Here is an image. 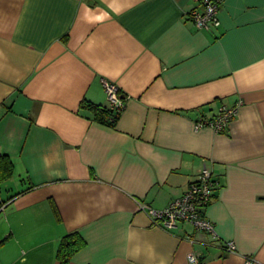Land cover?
I'll list each match as a JSON object with an SVG mask.
<instances>
[{
    "label": "crops",
    "instance_id": "0c3cea01",
    "mask_svg": "<svg viewBox=\"0 0 264 264\" xmlns=\"http://www.w3.org/2000/svg\"><path fill=\"white\" fill-rule=\"evenodd\" d=\"M201 1L0 0V264H59L74 233L68 264H264V0H224L210 31L189 17ZM103 80L124 101L114 127L87 106L110 107ZM240 100L224 132L195 130ZM204 162L217 241L139 211Z\"/></svg>",
    "mask_w": 264,
    "mask_h": 264
},
{
    "label": "built area",
    "instance_id": "2783aa9c",
    "mask_svg": "<svg viewBox=\"0 0 264 264\" xmlns=\"http://www.w3.org/2000/svg\"><path fill=\"white\" fill-rule=\"evenodd\" d=\"M224 0H202V10H195L190 14V20L198 30L210 31L219 27L218 14ZM103 86L107 94L110 107L115 113H121L124 109V101L119 95V89L115 84L103 80ZM243 102L237 101L233 106L220 107L216 116L211 119L199 118L195 123V130L210 128L215 133L224 132L230 123L237 117ZM220 189L219 181L214 177L209 162H204L197 180L192 183L182 197L175 199L160 211L147 206H141L139 211L147 213L154 226L165 229H173L179 223H190L196 230L210 235L213 240H218L215 224L208 219L206 211L212 199ZM224 250L227 253H236L237 248L233 242L226 243ZM255 261L247 259L246 264ZM188 264H202L201 256L192 252L187 257Z\"/></svg>",
    "mask_w": 264,
    "mask_h": 264
},
{
    "label": "trees",
    "instance_id": "16d2710c",
    "mask_svg": "<svg viewBox=\"0 0 264 264\" xmlns=\"http://www.w3.org/2000/svg\"><path fill=\"white\" fill-rule=\"evenodd\" d=\"M120 95V94H119ZM89 106L90 109H93L97 112L98 122L105 124L110 127H114L117 123L121 113L112 112L109 108H102L100 106ZM2 163V165H1ZM6 165V168L11 175L12 172V164L10 160L6 157H0V167ZM11 170V171H10ZM52 210L58 219V213L55 209V206L52 204ZM81 247V239L77 233L70 234L65 236L59 246L58 253H57V260L59 264H68L70 258L74 255V253Z\"/></svg>",
    "mask_w": 264,
    "mask_h": 264
}]
</instances>
